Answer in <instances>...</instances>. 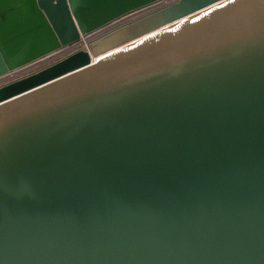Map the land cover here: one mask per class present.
Instances as JSON below:
<instances>
[{"label":"water","instance_id":"obj_1","mask_svg":"<svg viewBox=\"0 0 264 264\" xmlns=\"http://www.w3.org/2000/svg\"><path fill=\"white\" fill-rule=\"evenodd\" d=\"M231 8L0 0V77L79 45L0 85V264H264V25Z\"/></svg>","mask_w":264,"mask_h":264},{"label":"snow or ice","instance_id":"obj_2","mask_svg":"<svg viewBox=\"0 0 264 264\" xmlns=\"http://www.w3.org/2000/svg\"><path fill=\"white\" fill-rule=\"evenodd\" d=\"M227 4L232 6L233 15L264 25V0H227ZM215 7L224 8L226 5L216 4Z\"/></svg>","mask_w":264,"mask_h":264},{"label":"built area","instance_id":"obj_3","mask_svg":"<svg viewBox=\"0 0 264 264\" xmlns=\"http://www.w3.org/2000/svg\"><path fill=\"white\" fill-rule=\"evenodd\" d=\"M107 29H109V28H105L103 30H100L97 33H94L92 36H96L98 34H101L102 32H104ZM78 47H79L78 44H74L72 46L65 47V48H63V49H61L59 51H56V52H54V53H52V54H50V55H48V56H46V57L34 62V63H32V64H30V65H28V66H26L24 68H21L19 70L11 72V73H9L7 75L1 76L0 77V85H2L4 83H6V82L18 77V76L26 74V73H28L30 71L38 69V68H40L42 66H45L47 64H50V63H52V62H54V61H56V60H58V59H60V58H62L64 56H66L67 54L75 51Z\"/></svg>","mask_w":264,"mask_h":264},{"label":"bare ground","instance_id":"obj_4","mask_svg":"<svg viewBox=\"0 0 264 264\" xmlns=\"http://www.w3.org/2000/svg\"><path fill=\"white\" fill-rule=\"evenodd\" d=\"M96 37L97 36H93L91 38L90 37H85V38L82 39V41H81L82 43L81 44H83L84 46H88L89 45V42L88 41L89 40H92L93 38L95 39Z\"/></svg>","mask_w":264,"mask_h":264}]
</instances>
